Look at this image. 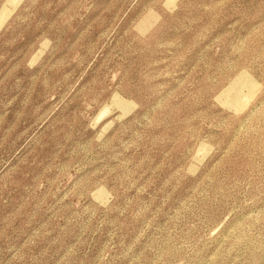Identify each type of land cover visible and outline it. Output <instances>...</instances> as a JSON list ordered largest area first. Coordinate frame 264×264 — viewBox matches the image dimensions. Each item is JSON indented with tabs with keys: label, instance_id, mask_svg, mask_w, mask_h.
<instances>
[{
	"label": "rangeland",
	"instance_id": "1",
	"mask_svg": "<svg viewBox=\"0 0 264 264\" xmlns=\"http://www.w3.org/2000/svg\"><path fill=\"white\" fill-rule=\"evenodd\" d=\"M0 264H264V0H0Z\"/></svg>",
	"mask_w": 264,
	"mask_h": 264
}]
</instances>
